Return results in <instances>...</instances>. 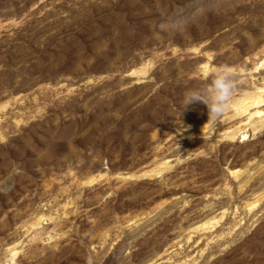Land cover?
I'll return each instance as SVG.
<instances>
[{"label":"rangeland","instance_id":"374dc122","mask_svg":"<svg viewBox=\"0 0 264 264\" xmlns=\"http://www.w3.org/2000/svg\"><path fill=\"white\" fill-rule=\"evenodd\" d=\"M258 109L264 0H0V264H264Z\"/></svg>","mask_w":264,"mask_h":264},{"label":"clouds","instance_id":"9594fccd","mask_svg":"<svg viewBox=\"0 0 264 264\" xmlns=\"http://www.w3.org/2000/svg\"><path fill=\"white\" fill-rule=\"evenodd\" d=\"M234 81L235 75L230 68L219 69L203 87L186 91L185 106L197 101L203 102L208 109V122L217 123L233 106Z\"/></svg>","mask_w":264,"mask_h":264},{"label":"bare ground","instance_id":"6f19581e","mask_svg":"<svg viewBox=\"0 0 264 264\" xmlns=\"http://www.w3.org/2000/svg\"><path fill=\"white\" fill-rule=\"evenodd\" d=\"M147 67H141V68H139V69H134L133 71H132V74L133 75H136V76H138V77H142V76H144V75H146L147 74ZM247 99H249V102H246L247 101ZM262 101H259V100H256L255 98L253 99L252 97H248V98H245V99H243V98H240V99H237L234 103H233V108H235L236 110H237V114L238 115H244V114H246L247 113V111H249L252 107H257V106H255V105H259V103H261ZM256 115H255V119H258V120H256L255 121V128L258 130V131H260V130H262V129H264V113H262V111L260 110V109H258L257 111H256ZM250 114V113H249ZM254 119V120H255ZM211 122V121H210ZM231 132H228V133H226V134H230ZM233 137H234V135H232ZM231 136V137H232ZM169 163H170V160H166L165 162H163L161 165H163V166H161L160 168H154V169H151V170H146V171H144V172H142V173H140V175H138L139 177H152V176H155V174H156V176L158 175V176H160L162 173L161 172H163L164 171V168H166L168 165H169ZM233 173H239V170H235V171H233ZM133 176H135V175H133ZM204 224V223H203ZM204 225H206V224H204ZM16 254H17V251H15L14 253H13V256H16Z\"/></svg>","mask_w":264,"mask_h":264}]
</instances>
